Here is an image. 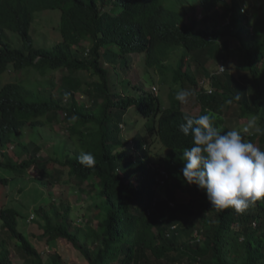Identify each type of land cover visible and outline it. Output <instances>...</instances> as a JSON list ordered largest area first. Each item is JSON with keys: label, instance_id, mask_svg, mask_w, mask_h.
Returning a JSON list of instances; mask_svg holds the SVG:
<instances>
[{"label": "trees", "instance_id": "16d2710c", "mask_svg": "<svg viewBox=\"0 0 264 264\" xmlns=\"http://www.w3.org/2000/svg\"><path fill=\"white\" fill-rule=\"evenodd\" d=\"M168 1L0 0V170L15 174L0 181L9 186L35 173V185L47 190L90 182L96 192L88 211L98 221L78 225L70 207L51 203L36 211L37 233L28 237L19 230L18 210L3 208L0 264H16L12 247L24 264H74L58 253L44 258L30 237L66 244L81 260L75 264H264V199L242 212L212 207L203 191L183 179L182 150L191 146V137L178 130L184 116L205 110L216 113L214 126L222 132L232 130L227 121L235 115L245 123L254 119L264 130V0H257L253 15L245 10L249 0H198L200 20ZM46 10L62 14V42L51 48L36 47L30 34L36 13ZM7 32L20 36V48L5 41ZM233 42L246 73L211 74L212 61L229 60ZM138 62L157 71L162 85L170 80L176 90L169 106L144 90L148 71L135 84ZM58 71L65 74L54 85ZM83 72L94 80L85 81ZM205 79L211 92L200 84ZM181 89L196 92L198 114L173 97ZM57 121L68 125L73 155L41 160L40 145L19 142L28 126ZM241 134L264 151V134ZM149 137L169 150L162 159L165 175L150 167ZM15 142L27 151L24 160L9 150ZM81 152L94 155L93 167L78 162ZM184 193L187 200L179 202ZM197 203L203 212L200 231L181 244L183 215Z\"/></svg>", "mask_w": 264, "mask_h": 264}, {"label": "rangeland", "instance_id": "374dc122", "mask_svg": "<svg viewBox=\"0 0 264 264\" xmlns=\"http://www.w3.org/2000/svg\"><path fill=\"white\" fill-rule=\"evenodd\" d=\"M169 2V1H168ZM166 2L167 6H173L177 10L183 13H187L191 18H197V20L202 19L203 15L201 14L202 8L198 0H172L169 3ZM229 2V0H227ZM169 6V7H170ZM257 0H249L247 7L245 8L246 12L249 15H253L257 13ZM61 11L60 10H46L40 11L36 13L35 22L31 27L30 34L34 39L36 47L43 48H51L55 44L62 42L61 36ZM219 16L218 13H215L213 17ZM5 41L9 44H12L14 48H20L22 46L21 38L18 34L13 32H7L4 34ZM237 44L236 42L232 43V51L231 56L227 62H219L216 63L214 61L210 64V73L214 74L218 72L219 74L224 73L226 70L230 72L234 76H241L246 73V65L244 58L237 52L236 50ZM177 55H179L177 53ZM130 58V57H129ZM176 59V58H174ZM173 59V60H174ZM131 60V59H130ZM175 62V61H174ZM224 68V69H223ZM148 71V77L151 79L143 78V84L146 86L144 90L146 92H153L155 96L160 97L164 106L170 105V95L175 91L170 80L165 85L161 84V78L159 77L157 71L154 69L145 70L141 67L140 62H138L137 68V80L136 85L141 84V77L146 74ZM12 75L11 71L8 73ZM65 74L63 71H58L53 74L54 79L52 80L54 85H58L60 78ZM34 77V76H31ZM47 78L51 80L52 75H47ZM81 77L88 82L94 80L91 77L89 72L81 73ZM35 78L40 80L41 77L36 75ZM3 80H8L3 78ZM0 80V87L1 82ZM29 81V79L27 80ZM204 81V80H203ZM200 82L202 86V82ZM34 82V81H33ZM206 83L210 85V82L206 80ZM45 87V85H43ZM48 87H53L48 85ZM57 90L54 89V92ZM191 96L188 99V102L182 104L186 111H189L192 114H198L199 108L196 107V92L194 90H190ZM177 93V91H176ZM175 93V95H176ZM175 95L173 96L175 98ZM78 97L83 101H88L87 98H84L82 95H78ZM236 116V115H235ZM228 119L227 125L233 130H239L240 132L244 131L245 128L249 127L250 124L253 125L252 128L249 129L247 134L256 132V129L259 128L257 122L254 119H251L248 123H245L243 120H240L236 117ZM245 123V124H244ZM147 126V125H146ZM147 128H152L151 125H148ZM141 130V129H139ZM245 132V131H244ZM134 133V132H133ZM128 139H131V135H128ZM149 137L150 142V150H149V162L150 167H152L156 171H161L164 169L162 159L169 152L158 139ZM154 140V141H153ZM34 142L42 147V153L40 154V159L44 160L48 157H59L63 158L66 154L73 155L75 145L69 139V130L68 125L64 122L57 121L53 124L46 125L44 127H38L36 129L28 126L19 139V142ZM19 145L17 142L12 144L9 147V150L15 155L17 159H25L26 158V150L19 149ZM19 149V150H18ZM134 151V150H133ZM18 154V155H16ZM133 155L135 157H139V152L134 151ZM28 157V155H27ZM49 167L51 168L54 163H49ZM13 175L8 171L0 170V179H12ZM36 174L33 173L30 176L19 178L10 183L9 186H5L0 181V211L3 208H14L18 210L20 213L19 217V230L24 233L26 236L34 235L37 233L35 222H39V217L34 215L36 211L40 209V207H44L45 209H50L51 203H55L59 208L60 203H63L65 206L70 207L71 213L70 218L75 220L78 225L84 226L89 221L93 225H97L98 221L90 220L91 213L88 211V206L92 203L90 200V196L93 195L96 190L92 186L90 182L86 183L85 187L77 188L74 186L68 185H59L53 187L49 190L43 189L35 185L33 180L36 178ZM126 178L128 181L132 182L131 174L127 173ZM165 192V189H160V194ZM187 194H183L179 200L186 199L185 196ZM195 198V197H194ZM187 200V199H186ZM34 216V217H33ZM203 216L202 208L199 203L192 209L191 213L183 215V224L182 229L183 233L180 239V243L183 244L193 238H196L200 228H201V218ZM2 221L0 220V233H1ZM30 227V228H29ZM32 231H35L33 233ZM41 233V232H40ZM40 235V234H38ZM29 237V236H28ZM31 242L35 245L37 250L43 255L44 258L47 257L49 253H58L63 256L65 260L69 263H80L81 260L76 254L75 251L69 249L66 244L60 242L55 243H47L45 241L39 242L38 238L30 237ZM17 245V243H14ZM12 250L15 251L13 253V260L16 264H24V259L17 252V248L12 247ZM181 264H189L186 260Z\"/></svg>", "mask_w": 264, "mask_h": 264}, {"label": "clouds", "instance_id": "9594fccd", "mask_svg": "<svg viewBox=\"0 0 264 264\" xmlns=\"http://www.w3.org/2000/svg\"><path fill=\"white\" fill-rule=\"evenodd\" d=\"M190 96V91L181 89L175 99L185 104ZM216 119L211 110L198 117L184 116L178 130L191 137V146L182 150L181 173L188 185L205 193L212 207L242 212L251 203L264 199V151L247 141L239 130L222 132L214 126ZM252 127L250 124L244 131ZM256 131L264 134L259 128ZM77 159L86 167L96 163L90 152H81Z\"/></svg>", "mask_w": 264, "mask_h": 264}, {"label": "built area", "instance_id": "2783aa9c", "mask_svg": "<svg viewBox=\"0 0 264 264\" xmlns=\"http://www.w3.org/2000/svg\"><path fill=\"white\" fill-rule=\"evenodd\" d=\"M223 69H224V68H223ZM224 72H225V71H224ZM214 74H218V72H216V73H214ZM206 80H207V79H205V80L202 82V85L205 86V88L211 92V87H210V85H209L208 83H206ZM161 173H163L164 175L166 174V173H165V170L162 171Z\"/></svg>", "mask_w": 264, "mask_h": 264}]
</instances>
